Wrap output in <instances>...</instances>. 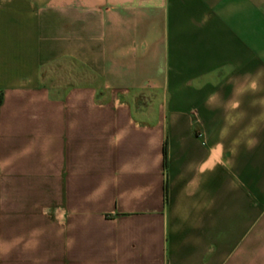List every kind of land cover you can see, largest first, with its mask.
<instances>
[{
	"label": "crops",
	"instance_id": "1",
	"mask_svg": "<svg viewBox=\"0 0 264 264\" xmlns=\"http://www.w3.org/2000/svg\"><path fill=\"white\" fill-rule=\"evenodd\" d=\"M0 264H264V0H0Z\"/></svg>",
	"mask_w": 264,
	"mask_h": 264
}]
</instances>
